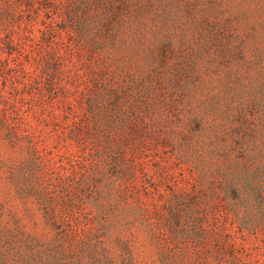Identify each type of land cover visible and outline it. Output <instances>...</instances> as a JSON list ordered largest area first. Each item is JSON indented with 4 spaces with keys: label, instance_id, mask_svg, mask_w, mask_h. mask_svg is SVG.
I'll return each mask as SVG.
<instances>
[{
    "label": "rangeland",
    "instance_id": "374dc122",
    "mask_svg": "<svg viewBox=\"0 0 264 264\" xmlns=\"http://www.w3.org/2000/svg\"><path fill=\"white\" fill-rule=\"evenodd\" d=\"M0 264H264V0H0Z\"/></svg>",
    "mask_w": 264,
    "mask_h": 264
}]
</instances>
